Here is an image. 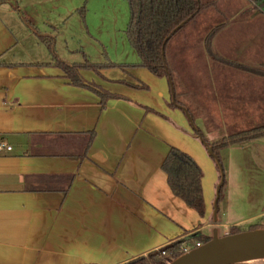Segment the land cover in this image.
Segmentation results:
<instances>
[{
    "label": "crops",
    "instance_id": "crops-1",
    "mask_svg": "<svg viewBox=\"0 0 264 264\" xmlns=\"http://www.w3.org/2000/svg\"><path fill=\"white\" fill-rule=\"evenodd\" d=\"M33 1L0 0V143L11 148L0 150V264H126L187 239L211 238L221 228L223 237L231 226L264 218V138L219 152L225 189L214 221L218 172L185 114L171 107L168 81L142 68L80 71L85 82L118 97L102 108L97 96L72 87L42 50L38 36L54 37L38 26L52 30L51 18L65 19L60 0H51L46 17L29 11ZM242 1L243 10L253 14L240 15L241 5L228 14L264 36L260 6ZM74 8H67V17ZM209 11L171 39L166 58L188 98L205 108L193 124L213 143L264 125H257L264 120V64L225 63L227 50L217 41L226 26L208 49L204 36L192 43ZM219 11L213 9L214 17L227 21V12ZM260 39H248L245 49L264 60ZM103 58L92 63L138 62ZM208 121L235 130L215 134L223 129L207 128ZM245 123L253 125L241 127ZM171 148L201 170L203 217L167 185L161 165Z\"/></svg>",
    "mask_w": 264,
    "mask_h": 264
},
{
    "label": "trees",
    "instance_id": "trees-1",
    "mask_svg": "<svg viewBox=\"0 0 264 264\" xmlns=\"http://www.w3.org/2000/svg\"><path fill=\"white\" fill-rule=\"evenodd\" d=\"M128 6V22L125 28V37L129 47L137 56L138 62L136 64H114L108 60L103 64H94L90 62L85 56L81 63L68 64L56 59L52 53L53 42L50 38L38 36L40 42L45 46L46 50L52 55V65L58 68L64 75L69 84L75 88L85 89L100 100V105L103 108L108 100L117 99V96L110 95L103 92L101 89L93 84L85 82L79 72L82 70L91 71L99 74L102 69H135L142 68L147 70L157 78L170 79L172 89L174 91L175 101L171 103L172 108H185L192 120L195 122L197 117L205 116V108L200 106L197 101L189 99L185 93L183 82L172 73L166 58V51L171 39L179 33L183 27L195 19L199 13L215 6L213 1L203 2L202 0H126ZM253 3H258L260 7L258 10L264 16V0H249ZM85 4L77 10L79 15L84 17ZM183 24V25H182ZM166 42L162 54V46L166 38L178 28ZM220 27L213 29L205 38V48L208 49L212 40L219 32ZM214 59V58H213ZM49 65V64H48ZM146 90L144 85L135 86ZM160 116V115H159ZM195 126L192 135L196 138H201L207 146L211 147L214 155L219 159V152L223 149L239 146L251 141L264 138V125L247 130L231 132L227 136L222 137L213 143H208L200 129ZM91 140L93 134H90ZM218 172V181L220 180L219 171L215 161L210 158ZM222 166V165H221ZM161 170L166 176L167 185L171 193L180 199L187 207L195 211L200 217L204 216L205 208L203 203L202 189H201V170L196 163L185 153L171 148L164 159ZM225 188L224 184L220 190V199ZM218 202V203H219ZM242 226H231L227 235H236L242 233ZM248 231L264 229V224H255L248 227ZM211 238L194 237L185 240L182 243L173 244L164 252H155L145 257H139L126 264H169L173 260L182 256L183 254L196 248V244L204 245L210 241ZM163 253V254H162Z\"/></svg>",
    "mask_w": 264,
    "mask_h": 264
},
{
    "label": "rangeland",
    "instance_id": "rangeland-1",
    "mask_svg": "<svg viewBox=\"0 0 264 264\" xmlns=\"http://www.w3.org/2000/svg\"><path fill=\"white\" fill-rule=\"evenodd\" d=\"M202 1L207 2L210 0ZM211 1L215 3V6L207 9L210 11L204 15L202 21L200 22L203 29L197 33H195L194 29V32L192 33V43H197V41H199L200 38L204 36L203 46H205V38L213 29L220 27L219 32L217 33L218 35L226 26L223 32L220 33V37H218L217 41L221 49H224L225 47V50H227V54L225 53V56H223L224 60L226 61L225 63L231 65H246L251 64L252 62L256 65L264 64V60H262V58H255L254 56H252L253 54H250L249 56V49H245L247 46L248 39L256 41L261 38L259 43H264V36L260 35L259 33L256 34V31L252 32L250 27L237 24L235 18L230 17L231 15L228 14L229 11H234V9L237 8L239 5L243 6L240 9V11L243 13L240 15H242L243 17H246L248 13L249 15L253 14L254 10L250 8L243 10L245 4L242 0ZM60 2L61 6L59 8V14L65 17V19L58 20L51 18L49 20V23L54 24L55 28L52 30L49 29L47 26H38L41 31H45L46 33H48L49 36L51 35L54 37V39L52 40V53L54 55H56L57 53L58 56L63 59V61H67L68 63L81 62L82 57L79 53L80 51H82L89 58V60L94 63L103 62L104 54H106L109 59H116L125 63H130V61L137 60L134 51L129 47L123 34L128 20V6L126 0H60ZM230 2H233L232 8H229ZM31 3L32 5L30 4L31 8L29 9L30 12H33L37 9L43 11V13L45 14V16H43L46 17L49 11H51L52 9L51 4L53 2H51V0H37V2L33 1ZM35 4H40L41 9ZM84 4L86 11L83 19L78 12H75L70 17H67V13H69V10H67V8L75 7L74 9L76 10L80 9ZM217 6H219L220 10L223 9L227 12L225 16L229 18L227 19L228 22H230L231 19L234 20V22L227 23L226 25L227 21L224 22L223 20H221V18H215L214 16L216 13L212 12L213 9H215L217 12H221L219 11V8ZM214 20L217 21V24L219 25L216 26ZM192 22L190 24L194 25L195 23ZM173 38H175V36ZM41 47L45 56H47V58H51L52 55L47 50H44L45 46L41 45ZM252 47V49L254 50L256 48V45ZM231 48L233 49L230 50ZM32 55H34V52ZM215 59H210L209 56L208 60H210L211 62L215 61L214 63L216 64H221V59L219 57H215ZM193 100L197 101L195 98H193ZM197 103L199 102L197 101ZM261 121L262 122H258L257 125L264 123V120ZM228 123L229 122H227V124ZM205 124L207 128H214L215 126H217L216 123H214V126L213 122L210 121L205 122ZM252 125L253 124L245 123L242 124L241 127H248ZM219 129L223 130H218L215 132V134L217 132L223 133L226 130H235L234 128L227 129L225 127V124ZM258 223L264 224V218H254L251 222L241 224V230L243 232H247L249 229L248 227L250 225H255ZM217 233L219 237H222V235L225 233V230L222 228L218 229ZM248 264H264V261L252 262Z\"/></svg>",
    "mask_w": 264,
    "mask_h": 264
},
{
    "label": "water",
    "instance_id": "water-1",
    "mask_svg": "<svg viewBox=\"0 0 264 264\" xmlns=\"http://www.w3.org/2000/svg\"><path fill=\"white\" fill-rule=\"evenodd\" d=\"M182 25L176 28L170 36L165 39L162 46V54H164V46L168 39L180 29ZM167 81L170 86L172 103H174L175 96L172 89V83L170 79ZM177 108L185 114L192 129L195 130V126L187 110L178 106ZM198 139L205 147L207 155L217 164L219 171L220 180L215 188V199L213 201V219L215 221L220 190L224 184V172L219 163V159L214 155L211 147L207 146L200 137ZM170 247L171 246L162 248L159 251L164 252ZM258 261H264V229L242 232L236 235H226L223 237H219L217 231L214 230L208 243L183 254L169 264H248Z\"/></svg>",
    "mask_w": 264,
    "mask_h": 264
},
{
    "label": "built area",
    "instance_id": "built-area-1",
    "mask_svg": "<svg viewBox=\"0 0 264 264\" xmlns=\"http://www.w3.org/2000/svg\"><path fill=\"white\" fill-rule=\"evenodd\" d=\"M6 149L7 151H10V147H6L3 143H0V150ZM201 245L196 244V248L200 247ZM163 254V253H162Z\"/></svg>",
    "mask_w": 264,
    "mask_h": 264
}]
</instances>
